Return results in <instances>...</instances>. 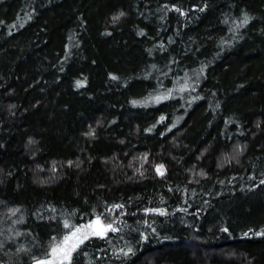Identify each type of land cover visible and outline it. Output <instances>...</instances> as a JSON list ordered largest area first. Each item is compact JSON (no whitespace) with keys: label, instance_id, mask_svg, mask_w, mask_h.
<instances>
[{"label":"trees","instance_id":"1","mask_svg":"<svg viewBox=\"0 0 264 264\" xmlns=\"http://www.w3.org/2000/svg\"><path fill=\"white\" fill-rule=\"evenodd\" d=\"M262 180L264 0H0V264H264Z\"/></svg>","mask_w":264,"mask_h":264},{"label":"snow or ice","instance_id":"2","mask_svg":"<svg viewBox=\"0 0 264 264\" xmlns=\"http://www.w3.org/2000/svg\"><path fill=\"white\" fill-rule=\"evenodd\" d=\"M179 11V9H177ZM123 15V13H121ZM114 19H118V17H114ZM248 17H244V23H247ZM115 78V77H113ZM77 85H80V82H77ZM164 97H158L157 99H162ZM163 119V118H162ZM92 134V133H90ZM163 165L157 166V172L160 175H163ZM264 183V180L261 181ZM114 207L120 208L122 205H115ZM151 211H161L153 209ZM163 214V213H162ZM65 228L71 227L67 221L64 224ZM226 230V229H225ZM109 231H118L117 228L113 227L111 223L103 224L99 217L95 220L91 221L86 225H81L78 227H74V229L70 232L69 235L63 237L61 243L52 248L50 255V259L37 261V264H71L72 253L79 248L81 244L84 243L85 240L89 239L91 236H106ZM131 251V249H129Z\"/></svg>","mask_w":264,"mask_h":264},{"label":"rangeland","instance_id":"3","mask_svg":"<svg viewBox=\"0 0 264 264\" xmlns=\"http://www.w3.org/2000/svg\"><path fill=\"white\" fill-rule=\"evenodd\" d=\"M38 182H40V180L39 179H36ZM91 222V221H90ZM90 222H87V223H84V224H82V225H86V224H88V223H90ZM81 226V225H80ZM70 234V232L69 233H67V234H65L64 236H66V235H69ZM63 236V237H64ZM63 237L61 238V239H58L57 241H55L54 243H53V246L51 247V250L50 251H52V248L53 247H55V246H57V245H59L60 243H61V241L63 240ZM51 253V252H50ZM51 257L49 256L48 258H46V259H43V260H47V259H50ZM40 261H42V260H40ZM36 264H37V262H36Z\"/></svg>","mask_w":264,"mask_h":264}]
</instances>
